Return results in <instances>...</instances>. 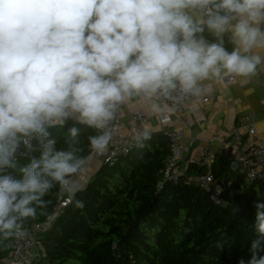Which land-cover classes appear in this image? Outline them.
<instances>
[{
  "label": "clouds",
  "instance_id": "obj_1",
  "mask_svg": "<svg viewBox=\"0 0 264 264\" xmlns=\"http://www.w3.org/2000/svg\"><path fill=\"white\" fill-rule=\"evenodd\" d=\"M261 66L264 0H0V245L30 238L26 222L55 186L79 190L77 125L103 155L130 105L163 119L208 83L252 79ZM68 121L58 150L49 129ZM150 139L140 127L133 144ZM22 148L39 156L18 166ZM255 209L250 256L238 264H264V201Z\"/></svg>",
  "mask_w": 264,
  "mask_h": 264
},
{
  "label": "trees",
  "instance_id": "obj_2",
  "mask_svg": "<svg viewBox=\"0 0 264 264\" xmlns=\"http://www.w3.org/2000/svg\"><path fill=\"white\" fill-rule=\"evenodd\" d=\"M68 121L49 129L56 148L67 147ZM78 136L82 155L92 152L83 126ZM35 147L36 142L33 141ZM164 134H153L144 149L133 151L114 166L102 164L87 186L72 196L52 228L41 235L45 261L50 264H238L250 256L255 238V203L264 201V181L246 186L245 175H231V160L224 153L210 170L218 183L228 182L217 206L199 188L166 182L159 186L160 171L169 154ZM17 160L18 166L27 164ZM19 179L18 171L9 170ZM205 167L190 164V176L207 173ZM244 187V190H241ZM59 186L44 197L35 220H46L57 201ZM84 202L78 207L76 201ZM13 241L10 242V246ZM10 246L0 245V264ZM264 254V253H262ZM44 260L40 264H43Z\"/></svg>",
  "mask_w": 264,
  "mask_h": 264
},
{
  "label": "crops",
  "instance_id": "obj_3",
  "mask_svg": "<svg viewBox=\"0 0 264 264\" xmlns=\"http://www.w3.org/2000/svg\"><path fill=\"white\" fill-rule=\"evenodd\" d=\"M226 47L231 50V45L226 44ZM204 97L209 98L207 103L202 99L189 100L182 113L176 112L167 116L170 122L166 124H163L161 119L147 114L149 123L146 127L152 134H163L164 131H175L180 134L181 144L189 148L188 152H184L180 164V169L184 172L188 171L192 161L201 158L209 147L214 133L229 136L233 147L225 152H218L205 168L210 172L217 163V157L224 153L227 159L231 160V175L244 174L246 171L242 160L244 152L256 141L264 142V66L260 67L258 74L252 79H237L236 82L225 83L223 86L208 83ZM139 109V106L130 105L121 113L117 122V133L128 134L130 115ZM251 127L255 130V136L248 133ZM233 129L239 131L242 137L240 143L235 142L230 136ZM216 145L217 143L214 147ZM232 163H235V166H232ZM102 164V161L93 154L87 158L86 170L76 177L78 191L87 186Z\"/></svg>",
  "mask_w": 264,
  "mask_h": 264
},
{
  "label": "built area",
  "instance_id": "obj_4",
  "mask_svg": "<svg viewBox=\"0 0 264 264\" xmlns=\"http://www.w3.org/2000/svg\"><path fill=\"white\" fill-rule=\"evenodd\" d=\"M236 81L237 79H231L227 83H233ZM189 100H187L177 111L178 113H182L184 111V106ZM202 101L207 103L209 98L204 97L202 98ZM130 119L131 123L127 135L116 132L113 143L110 145L108 151L99 156L92 152L94 157L101 160L103 164L114 166L121 160L128 157L133 151L137 150L133 144V137L138 128L147 126L149 123V116L147 114L141 115L139 109L131 113ZM161 122L166 124L170 122V118H163L161 119ZM248 133L255 136L254 128L251 127ZM163 134L169 141L170 150L164 167L160 171L161 179L159 186L166 182H170L172 184L184 183L186 186L199 188L207 193L210 196V200L215 205H223L221 196L223 194L224 187L222 186V183H218L211 172L197 173L194 176H190L186 172L182 171L180 169L182 157L184 152L189 151V148L181 144V136L179 133L175 131H164ZM230 136L233 137L234 141L237 143H240L242 140V137L237 129H233ZM152 139L153 134L151 133V139L146 142V145ZM229 139V136L221 135L217 132L214 133L210 139L209 147L203 152L201 158L199 160L192 161L191 164L196 166V168H202L209 165L218 152H225L233 147V143ZM216 143L217 145L214 147ZM31 153L32 151L22 148L17 154L16 159H26ZM242 160L246 168L244 173L246 186L256 181H264L263 141L258 140L256 143L250 145L244 152ZM241 190H244V187H242ZM71 202L72 196L67 195L66 192L59 188L57 201L50 216L42 222L26 225V228L31 233L30 238L27 240L13 241L9 249L8 259L2 264H40L42 260H44L43 264H50L45 261L42 243L39 238L43 233L52 228L55 220L60 216L63 209L70 205Z\"/></svg>",
  "mask_w": 264,
  "mask_h": 264
},
{
  "label": "water",
  "instance_id": "obj_5",
  "mask_svg": "<svg viewBox=\"0 0 264 264\" xmlns=\"http://www.w3.org/2000/svg\"><path fill=\"white\" fill-rule=\"evenodd\" d=\"M228 158H229V156H228ZM236 165H237V164H236ZM232 166H235V163H232ZM227 185H228V182H227V181H225V182L222 183V186H223L224 188H226Z\"/></svg>",
  "mask_w": 264,
  "mask_h": 264
}]
</instances>
